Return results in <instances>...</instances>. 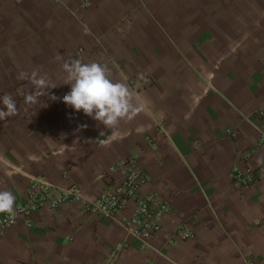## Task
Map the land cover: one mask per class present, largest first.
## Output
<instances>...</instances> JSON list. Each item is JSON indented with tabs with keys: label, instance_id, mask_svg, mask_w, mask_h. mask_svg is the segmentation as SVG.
I'll use <instances>...</instances> for the list:
<instances>
[{
	"label": "crops",
	"instance_id": "crops-1",
	"mask_svg": "<svg viewBox=\"0 0 264 264\" xmlns=\"http://www.w3.org/2000/svg\"><path fill=\"white\" fill-rule=\"evenodd\" d=\"M75 59L132 91L139 111L118 135L62 102V64ZM33 70L61 99L25 104L34 89L17 75ZM5 93L19 113L0 121V190L15 209L32 176L92 201L101 176L132 159L147 174L140 195L167 196L170 210L139 241L123 226L133 200L111 217L44 206L0 230V264H105L116 244V264H264V0H0ZM236 172L255 179L243 186Z\"/></svg>",
	"mask_w": 264,
	"mask_h": 264
},
{
	"label": "built area",
	"instance_id": "built-area-1",
	"mask_svg": "<svg viewBox=\"0 0 264 264\" xmlns=\"http://www.w3.org/2000/svg\"><path fill=\"white\" fill-rule=\"evenodd\" d=\"M78 1L83 6L90 2ZM101 179L106 183L103 192L96 199L89 201L82 196L81 190L76 186L60 188L51 185L43 177H30L26 196L15 209L14 215L8 213L0 215V230L15 224L19 216H27L44 206L58 209L64 203L80 204L88 212L111 217L121 212L127 203L133 200L136 203L134 210L128 217L123 218L125 230L139 241H146L161 232L163 218L170 210L169 198L157 192L140 195V190L147 181V174L134 160L117 161ZM234 179L247 186L254 181L255 173L236 172ZM176 234L184 240L192 237L191 231L184 226L179 227ZM123 250L124 244H116L106 255L105 264H116Z\"/></svg>",
	"mask_w": 264,
	"mask_h": 264
},
{
	"label": "clouds",
	"instance_id": "clouds-1",
	"mask_svg": "<svg viewBox=\"0 0 264 264\" xmlns=\"http://www.w3.org/2000/svg\"><path fill=\"white\" fill-rule=\"evenodd\" d=\"M66 73V82L70 91L63 95L62 102L74 109L83 112L98 124L111 130V135L119 134V124L122 120H131L138 113L139 108L134 103V96L128 85L124 82L113 81L110 78V69L98 62L84 63L80 59L62 64ZM17 79L28 80L33 86L25 97L27 105H48L41 101L47 97L51 101L61 99L49 92L57 85L52 83L47 74H40L33 70L31 73L20 71ZM0 102L5 110L0 109V121L15 117L19 113L16 100L11 94L0 96ZM82 125L81 128H86ZM103 134V133H102ZM257 165H264V157H259ZM15 196L8 190H0V213L14 215Z\"/></svg>",
	"mask_w": 264,
	"mask_h": 264
}]
</instances>
